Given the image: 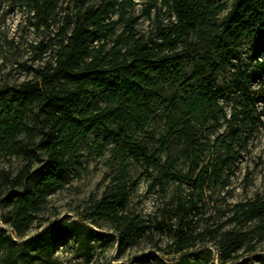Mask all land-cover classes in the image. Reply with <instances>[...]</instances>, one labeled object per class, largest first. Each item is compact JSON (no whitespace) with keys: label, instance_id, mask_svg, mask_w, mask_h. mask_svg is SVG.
I'll use <instances>...</instances> for the list:
<instances>
[{"label":"trees","instance_id":"obj_1","mask_svg":"<svg viewBox=\"0 0 264 264\" xmlns=\"http://www.w3.org/2000/svg\"><path fill=\"white\" fill-rule=\"evenodd\" d=\"M27 2L34 16L46 22L59 0ZM71 4L73 10L63 17L61 39L49 59L34 69L36 78L18 86H0V140H6L9 150L25 161L15 176L6 173L2 177L0 188L6 182L14 188L2 199L10 207L3 220L19 235L25 234L41 204L63 184L70 159L95 134V143L88 144L90 151L97 144L98 154L103 155L113 142L109 150L113 157H121L123 164L128 159L144 163L145 173L153 180L151 188H164L176 180L194 185L190 198H179L173 210L178 219L175 252H183L195 242L194 217L203 208L195 195L203 191L209 178L218 181L224 172L233 170V161L240 152L237 142L243 136L246 142L262 123V111L257 112L255 105L264 93V0H233L230 6L216 0H144L139 13L136 0H100L96 5L92 0H71ZM163 9L170 15L168 21L162 18ZM153 13L150 34L140 35L137 24ZM52 44L43 43L41 51ZM244 44L250 50L246 64L242 63ZM191 57L198 59L195 75L204 85L189 84L192 87L166 101L162 90L168 81L173 80L176 86L181 73L191 81L183 66ZM235 64L228 89L236 90L239 100L227 116L219 102L224 89H216L215 84L220 72ZM162 111L160 145L152 148L139 133L148 132L152 117ZM221 118L228 131L216 137L214 157L207 166L200 167L203 129L213 126L211 120L220 125ZM102 134L104 139L98 143ZM176 139L191 160L187 172L178 168L179 157L172 151ZM139 180H116L87 215L90 222H96V215L110 221L117 235L109 234L107 238L117 240L121 249L133 244L146 228L139 215L128 213ZM239 210L245 221L260 218L264 223V199L241 204ZM80 229H87L88 251L91 227L77 220L66 224L59 221L43 230L35 241L49 255L60 239ZM246 237L228 231L218 241L226 259L234 254L235 261L229 264H242L237 259ZM25 246L0 230L4 264H16L17 251ZM255 251V245H250L243 252ZM258 258L264 262V255ZM175 264L191 262L183 254Z\"/></svg>","mask_w":264,"mask_h":264},{"label":"rangeland","instance_id":"obj_2","mask_svg":"<svg viewBox=\"0 0 264 264\" xmlns=\"http://www.w3.org/2000/svg\"><path fill=\"white\" fill-rule=\"evenodd\" d=\"M143 1L136 0V13L141 11ZM232 1L216 0V3H226L230 6ZM99 2L100 0H92L94 5ZM71 10H73L71 0H59L51 17L46 22H40V19L34 16V11L27 0H0V86H18L24 81L36 78L34 69L49 59L52 49L61 39L59 32L63 25V17ZM224 14L225 12L221 16ZM162 18L165 21L170 19L166 9L162 10ZM154 19L155 13L151 18H142L137 24L138 33L148 36ZM49 41H53L52 46L42 52L43 43ZM109 42L112 44L113 40L110 39ZM249 55L250 50L247 44H244L243 64L248 62ZM197 60L191 57L183 62L191 81L186 80L182 73L177 77L176 86L173 80L168 81L162 90V94L167 97L166 101L173 100L177 92L192 87L189 84L204 85L195 75ZM236 67L237 64L220 72L215 84L216 89H224L219 102L224 105L227 116H230L233 105L239 100V93L234 89H228L232 72ZM253 87L257 88L258 84L254 83ZM263 104L264 93L255 105L257 112L262 111V123L246 142L244 136L237 142V149L239 147L240 152L233 161V170L224 172L218 181L209 178L203 191L195 195V199L200 200L203 208L194 217L196 227L192 247L183 252H175L174 230L178 219L173 210L179 198L182 200L190 198L195 189L194 185L188 180H176L168 182L164 188L160 186L151 188L153 180L145 173L144 163L128 159L123 164L122 158L113 157L109 150L113 142L103 155L98 154L97 144L90 151L88 144L96 141V135L93 134L88 144H81L77 154L70 159L69 171L63 184L41 204L35 220L25 234L19 235L3 220L10 207L2 199L11 194L14 188L8 182L0 188V230L10 233L18 245H26L17 251L16 264H175L183 254L189 256L191 264H229L235 261L234 254L226 259L217 246L218 241L228 231L246 234L245 247L250 245L256 247L253 253L243 252L245 247L241 249L237 262L264 264L258 258L259 255H264V223L260 218L245 221L239 210L241 204L257 198L264 199ZM220 122V125H215L214 120H211L209 124L213 126L210 129H203L204 136L201 138L198 160L200 167L207 166L214 157L216 137L228 131L225 120L221 118ZM163 127L162 111L154 114L148 132L139 133V137L152 148L159 146L158 139ZM104 135L97 139L98 143L103 141ZM182 150V142L176 139L172 144V151L179 157L178 168L187 172L191 160L187 159ZM24 165L25 161L9 150L7 141L0 140V184L4 174L9 173L13 177ZM123 177L130 182L140 178L131 195L128 213L132 216L139 215L146 225L144 233L125 249L120 248L117 240L107 238L109 234L117 235L110 221L99 215L95 216L96 222H90L87 218L91 208L103 193L116 180ZM235 216L236 220L229 223V219ZM73 220L91 227L88 251L85 247L87 229L73 231L60 239L49 255L42 250L41 244L35 241L46 228L54 226L59 221L66 224ZM206 249L210 252H206ZM147 255L153 258L148 259ZM4 262L5 249L1 248L0 264Z\"/></svg>","mask_w":264,"mask_h":264}]
</instances>
